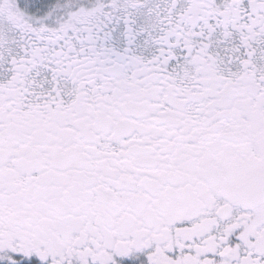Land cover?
Masks as SVG:
<instances>
[{
	"label": "snow or ice",
	"instance_id": "6c2138e0",
	"mask_svg": "<svg viewBox=\"0 0 264 264\" xmlns=\"http://www.w3.org/2000/svg\"><path fill=\"white\" fill-rule=\"evenodd\" d=\"M0 264H264V0H0Z\"/></svg>",
	"mask_w": 264,
	"mask_h": 264
}]
</instances>
